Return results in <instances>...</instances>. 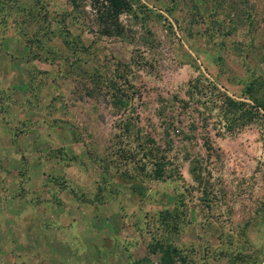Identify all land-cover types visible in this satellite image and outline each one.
<instances>
[{
    "label": "rangeland",
    "instance_id": "1",
    "mask_svg": "<svg viewBox=\"0 0 264 264\" xmlns=\"http://www.w3.org/2000/svg\"><path fill=\"white\" fill-rule=\"evenodd\" d=\"M1 1L0 264H264V0Z\"/></svg>",
    "mask_w": 264,
    "mask_h": 264
},
{
    "label": "trees",
    "instance_id": "2",
    "mask_svg": "<svg viewBox=\"0 0 264 264\" xmlns=\"http://www.w3.org/2000/svg\"><path fill=\"white\" fill-rule=\"evenodd\" d=\"M72 2L76 7L78 6V3L76 1L72 0ZM88 2L90 3V6L93 8V10L96 11V20L102 27L101 33L103 35L113 36L121 32V23L119 22V18L122 14L130 11L131 5L128 0H88ZM6 3L7 2H0V13L6 6ZM254 15L257 14H253L248 18L253 17V20L256 22V20L254 19ZM249 25L251 27H255V24H253L252 20L250 21ZM258 86L260 88L261 83ZM248 89L253 91L254 86L250 85ZM252 99L254 100L256 106V109L254 108V110L252 107L250 108V106L246 103L235 101L227 96H224L222 98L221 105L222 107H225L228 110V113H230L231 115L234 116V114H237V117L234 119L235 122L241 119H250L254 115L260 114V110L264 112V91H262L258 99L256 97L255 99ZM151 153L152 151L148 154L151 155ZM164 166L165 165H161V162L155 163L153 165V170L151 171L152 177L160 178L162 170H164ZM157 247L160 250V261L162 264H174L175 257L178 258L180 256L179 250L174 246L168 245L163 247V245L159 243L156 244L155 248ZM181 259L184 260V258L182 257Z\"/></svg>",
    "mask_w": 264,
    "mask_h": 264
}]
</instances>
